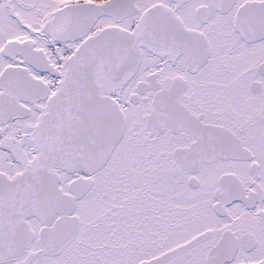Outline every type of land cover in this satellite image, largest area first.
<instances>
[{
    "label": "snow or ice",
    "instance_id": "obj_1",
    "mask_svg": "<svg viewBox=\"0 0 264 264\" xmlns=\"http://www.w3.org/2000/svg\"><path fill=\"white\" fill-rule=\"evenodd\" d=\"M0 264H264V0H0Z\"/></svg>",
    "mask_w": 264,
    "mask_h": 264
}]
</instances>
